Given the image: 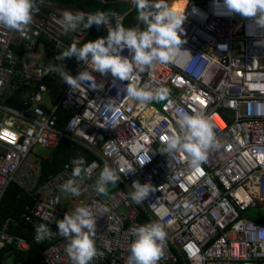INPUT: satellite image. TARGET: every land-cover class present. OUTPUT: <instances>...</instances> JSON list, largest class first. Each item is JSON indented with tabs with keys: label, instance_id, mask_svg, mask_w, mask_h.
Returning a JSON list of instances; mask_svg holds the SVG:
<instances>
[{
	"label": "built area",
	"instance_id": "obj_1",
	"mask_svg": "<svg viewBox=\"0 0 264 264\" xmlns=\"http://www.w3.org/2000/svg\"><path fill=\"white\" fill-rule=\"evenodd\" d=\"M185 1L180 35L186 42L170 62L151 69L154 79L147 71H137L140 86L149 82L170 90L168 99L146 105L129 99L124 91L128 82L114 85L110 73L102 76L88 69L98 84L103 82V89L83 83L72 91L53 72L54 62L65 63L55 57L88 32L81 25L65 34L61 13L76 12L73 8L38 0L39 11L27 36L0 29V198L11 181L25 189L30 201L16 222L32 233L28 240L5 226L0 229V250L11 246L22 252L23 260L12 264L38 254L46 264H72L56 221L80 206L88 207L96 219L97 256L90 264H126L134 239L130 230L149 222L161 223L167 233L158 264H264V243L257 239L264 219L246 211L249 206H264V29L249 18L224 13L214 0ZM39 39L52 49L45 50L42 42L36 45ZM38 46L47 63L31 64L21 58ZM13 47H21V55ZM122 55L129 56L128 50ZM86 67L78 62L71 73L67 66L73 77ZM46 76L57 77L63 86L44 108L38 101ZM18 85L21 109L3 102ZM60 111L67 113L62 126ZM184 113H201L213 124L215 143L199 169L190 166L184 151L159 152L167 137L179 132L178 118ZM64 136L93 155L85 164L88 172L77 178L79 196L61 190L72 178L68 164L39 183L30 174L32 167L24 165L36 147L53 148ZM146 154L150 159L141 166L138 161ZM105 163L121 177L116 185H108L107 196L94 190ZM134 180L154 189L139 205L130 198ZM60 192L67 196V207L60 203ZM42 223L53 235L37 243L34 225ZM12 253L5 251L0 264H8Z\"/></svg>",
	"mask_w": 264,
	"mask_h": 264
},
{
	"label": "clouds",
	"instance_id": "obj_2",
	"mask_svg": "<svg viewBox=\"0 0 264 264\" xmlns=\"http://www.w3.org/2000/svg\"><path fill=\"white\" fill-rule=\"evenodd\" d=\"M215 7L226 14H239L244 18L251 19L255 26L264 29V0H214ZM137 10L136 27L127 28L121 18L114 11H96L85 13L82 11L72 12L64 10L61 13L60 23L65 34L75 31L83 25L85 29L95 25L98 29L101 25L106 26L107 36L88 41L81 47L76 43L71 44L61 51L55 59L67 60L75 57L87 67L75 77L66 71L59 72V76L66 82L72 91H78L81 84L88 83L93 90H102L103 82L97 83L96 78L88 70L100 73L102 76L108 73L116 81H127L124 91L129 99L146 105L152 101H164L168 99L170 90L166 87H154L152 83L145 82L143 86L138 83L137 71L148 72L152 77L151 69L157 64H167L176 54L177 49L186 41L181 38L184 32L182 24L186 20V13L181 14L172 10L167 0H132ZM39 11L36 0H0V29L17 31L27 36L26 30L33 23L34 14ZM193 12L197 9L193 8ZM115 19V26H110L111 20ZM143 25V29L139 25ZM226 48V45H221ZM127 49L129 56L122 55ZM187 51V50H183ZM189 54L190 52L187 51ZM136 70V71H134ZM55 72V69H53ZM43 90V88H42ZM119 95V92L117 93ZM111 104L115 98H109ZM179 132L169 135L166 139L162 154H171L177 151L187 153L188 163L193 169H199L207 159V151L214 146L215 134L210 119L201 113H184L178 118ZM150 158L138 161L143 166ZM86 161L83 157L73 158L72 178L61 185V190L73 196L81 194L80 181L82 172L87 173ZM96 167V165H92ZM121 177L116 170L107 163L104 164L99 177L94 185L97 194L107 196L108 185H116ZM150 183L141 184L133 181L130 198L137 205L142 204L154 191ZM45 219H49L45 217ZM50 222V221H49ZM57 234L67 240L65 252L72 264H90L97 256L94 237L96 235V219L88 207L75 208L71 214L65 213L63 219L56 221ZM34 240L39 243L50 238L53 233L46 224L34 225ZM131 235L134 237L130 244V255L126 264H158L163 254V246L167 239L164 225L159 222L132 228ZM257 239L264 243V227H257Z\"/></svg>",
	"mask_w": 264,
	"mask_h": 264
},
{
	"label": "trees",
	"instance_id": "obj_3",
	"mask_svg": "<svg viewBox=\"0 0 264 264\" xmlns=\"http://www.w3.org/2000/svg\"><path fill=\"white\" fill-rule=\"evenodd\" d=\"M38 0H36L37 3ZM61 6H69L76 11H82L85 13H94L98 10L100 11H114L121 16V21L123 25L127 28L135 27L139 24L137 21V10L135 5L132 3V0H51ZM168 1V0H167ZM142 25V24H141ZM140 25V26H141ZM110 26H115V19L111 20ZM143 26V25H142ZM142 28V27H141ZM107 31L102 26L99 29L93 25L88 29L85 37L77 43L78 47H81L84 43L88 41H94L100 37H106ZM42 42L45 50H51L52 45L43 40L39 39L37 43ZM15 53L21 55V47H13ZM65 62L69 67L70 72L73 73L78 65V62L75 61L74 57L61 60ZM56 62H54L55 64ZM67 116L65 111H60V126L63 125V122ZM48 153L45 156L36 158L38 160L36 167L29 169L32 177L37 178V183L48 179L52 175L56 174L61 170L64 165L68 164L71 166V160L73 158L83 157L87 162L93 158L92 153L80 145L76 141L72 140L68 136L62 137L60 142L53 148H47ZM30 201L27 192L25 189L19 185L16 181H11L3 195L0 198V229L5 226L6 230L12 233L19 234L26 237L28 240L31 238V230L23 226L22 224L16 222L20 220V217L25 212V205ZM12 250L14 248L11 246L5 247L0 250V260L4 255L5 251ZM22 264H46L41 261L40 255H33L28 257L22 262Z\"/></svg>",
	"mask_w": 264,
	"mask_h": 264
},
{
	"label": "rangeland",
	"instance_id": "obj_4",
	"mask_svg": "<svg viewBox=\"0 0 264 264\" xmlns=\"http://www.w3.org/2000/svg\"><path fill=\"white\" fill-rule=\"evenodd\" d=\"M45 51L38 46L37 49H29V52H24L22 55V59H25L28 63L31 64H45L47 63ZM55 71L57 75L61 71H66L69 73V70L67 68V65L65 63L56 62L55 63ZM46 88L40 92V100L38 101V104L41 105L44 108H47L51 105L53 100L57 97L58 93L60 92L63 84L57 77H50L46 76L44 79ZM48 153L47 148H41L36 147V150H34L33 154H30L25 161L24 165L25 168L29 167H36L37 162L39 160V157L45 156ZM38 158V160H36ZM22 171H25L24 168L20 170L19 177L22 174ZM60 203L62 206L67 207V196L60 192L59 193ZM247 213L255 219H264V206L256 205V206H249L246 209ZM22 252L15 251L12 253L11 257L7 259L8 264H12L16 261H22Z\"/></svg>",
	"mask_w": 264,
	"mask_h": 264
},
{
	"label": "water",
	"instance_id": "obj_5",
	"mask_svg": "<svg viewBox=\"0 0 264 264\" xmlns=\"http://www.w3.org/2000/svg\"><path fill=\"white\" fill-rule=\"evenodd\" d=\"M63 81V79H62ZM64 82V81H63ZM65 83V82H64ZM3 102L15 109H21L23 104L22 86L14 87L3 99Z\"/></svg>",
	"mask_w": 264,
	"mask_h": 264
},
{
	"label": "bare ground",
	"instance_id": "obj_6",
	"mask_svg": "<svg viewBox=\"0 0 264 264\" xmlns=\"http://www.w3.org/2000/svg\"><path fill=\"white\" fill-rule=\"evenodd\" d=\"M185 0H168L167 3L171 6L172 10L176 11L177 13L181 14L183 6L185 4Z\"/></svg>",
	"mask_w": 264,
	"mask_h": 264
},
{
	"label": "crops",
	"instance_id": "obj_7",
	"mask_svg": "<svg viewBox=\"0 0 264 264\" xmlns=\"http://www.w3.org/2000/svg\"><path fill=\"white\" fill-rule=\"evenodd\" d=\"M141 29H143V26H142V28Z\"/></svg>",
	"mask_w": 264,
	"mask_h": 264
}]
</instances>
